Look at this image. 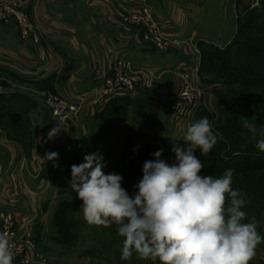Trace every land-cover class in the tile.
Segmentation results:
<instances>
[{
	"label": "rangeland",
	"instance_id": "obj_1",
	"mask_svg": "<svg viewBox=\"0 0 264 264\" xmlns=\"http://www.w3.org/2000/svg\"><path fill=\"white\" fill-rule=\"evenodd\" d=\"M149 3L152 4L153 9L154 6H159L153 5L150 1ZM186 9L187 15H172L174 24L178 29L176 31L181 34L180 37L184 42L180 45L174 44L173 47L162 51L156 49L144 37L142 27L129 21L128 17L132 11L123 12L119 17L117 26L127 33L137 35V44L141 45L143 49L146 48V54L150 55H148L149 58L157 59L158 70H161V72L166 71L164 73L153 71L158 78L155 80L154 85L148 88V91H145L157 106L154 114L148 116L144 122L150 124L158 140L161 141L169 153L174 154L171 151L173 144L187 147L186 143L180 140L183 138L187 127L200 118L207 117L213 125V131L223 137L210 151L209 156L217 154L220 156L222 153L226 154L227 151L234 149V145L242 141L248 142L247 139L258 141L256 137L264 138L261 135L264 133V71L252 79L241 77V65L238 64L233 67L226 66L215 69V65L219 63V60L208 56L206 49L210 47L209 44L211 43L224 48L235 39L238 30H240L242 17L264 14V0H197L195 4H190ZM27 15L29 14L27 13ZM158 15H156L158 19L162 18V15H159L160 18ZM1 23L14 27L21 40L26 44L27 42H34L31 37L24 36V38L22 36V30L14 21L0 20ZM91 26H93V21H86L85 27ZM95 26L103 28L107 25L104 24V21H97ZM189 37H194L195 40L201 39L206 43L204 42L203 47L198 46V44L193 45L187 40ZM262 40L256 47L261 45ZM257 50L248 51L253 53ZM121 58L126 63H130L126 57L120 55V57L94 68V77L100 82V85L102 76L106 75L113 64ZM79 70L73 62L65 61L60 75L54 76L46 83L34 84L26 83L27 80L24 77L16 78L12 74L9 75L10 71L0 73V93L13 95L15 100L8 107L11 110L9 111L10 116L0 115V127L3 128L9 139L22 145L27 156L31 154L34 147L32 128L36 130L39 128L40 134L42 128L44 131L49 129L48 123L51 120V114L46 105L47 98H66L58 92L57 87L67 84L66 79ZM130 70L136 73L141 71L134 68ZM182 73L188 75L194 86L201 90L202 97L199 101V108L203 107L205 110V112L195 114L191 120L187 115H179L178 117L172 111V105L178 101L182 84L179 75ZM78 74H81V71ZM160 75L162 77L166 75V77L161 79ZM57 77H60L59 81L56 80ZM84 85V83L69 84L66 86V90L68 92L82 90ZM98 97L95 94L91 98L86 97L83 99L80 111L70 122L65 139L55 146H50L47 153L56 152L58 158L50 161L45 160L46 163L41 159V162L44 163V172L53 177H61L65 187L60 188V192L52 198V203L49 205L46 201H37L35 197L28 201V205L31 206L30 210L37 214L34 227H32V224L30 225L31 228L25 226V229L30 230L36 251L35 259H31L29 264H151L149 261L137 259L135 255L130 260L122 261L120 257L124 238L118 235L117 226L89 225L84 220L80 208L82 201L77 197V194H69V191H71L69 182L71 180L73 158L76 156L82 159L87 154L98 152L92 147L91 142L92 137L97 132L95 116L98 110L95 106L104 105L108 101ZM34 102H38L40 105H36ZM85 104H89L87 108H85ZM12 107L16 112L12 110ZM35 108L37 109L35 110ZM139 111V114L142 115V109H139ZM19 115H24L25 119L28 120L23 122V129L20 134L14 136L10 132V126L4 123L10 124L12 118H18ZM244 118H247L249 122H254L257 126L254 139L247 129L242 126ZM175 132H177L176 136ZM42 142L43 146L49 145L45 143V138L42 139ZM197 152L200 153L199 150ZM101 155L104 157L103 153ZM104 162L106 161L104 160ZM54 165L58 166L54 167ZM142 166L143 164L136 170L119 172L123 177L122 186L128 191L129 195H134L136 191L134 185L142 178ZM103 171L105 174H110L115 172V167L110 163L104 167ZM16 199H20V201L15 204ZM59 199L60 201L57 202ZM23 200V197L5 192H2L1 195L0 191V217L13 215L16 224L24 227L26 223L23 224V215L20 213L22 211H17V208L24 204ZM62 203L61 212L63 213L66 210L65 216L72 220L70 226L60 225L62 227H59L55 223ZM41 218H44L45 224H43ZM254 220L258 224L257 231L264 236V211H261L260 217ZM256 252V256L251 260L252 263L264 264V243L258 245ZM13 264H22V259L14 257ZM156 264H159V262L157 261Z\"/></svg>",
	"mask_w": 264,
	"mask_h": 264
},
{
	"label": "clouds",
	"instance_id": "obj_2",
	"mask_svg": "<svg viewBox=\"0 0 264 264\" xmlns=\"http://www.w3.org/2000/svg\"><path fill=\"white\" fill-rule=\"evenodd\" d=\"M242 126L254 139L256 124L244 118ZM59 131L52 129L49 138ZM222 139L207 117L191 123L180 139L187 147L173 144V163L161 158L162 148L143 163L134 195L122 186L120 174H105L102 155H85L83 163L71 166L69 182L82 201L84 220L89 225L117 226L124 238L122 261L135 255L151 264H249L264 243L255 220L244 222L247 213L242 209L249 201L232 188V169L219 176L201 175L205 165L195 154L199 150L207 157ZM256 147L264 152V138ZM57 158L56 152H49L41 159ZM11 247L7 234L0 233V264H13Z\"/></svg>",
	"mask_w": 264,
	"mask_h": 264
},
{
	"label": "crops",
	"instance_id": "obj_3",
	"mask_svg": "<svg viewBox=\"0 0 264 264\" xmlns=\"http://www.w3.org/2000/svg\"><path fill=\"white\" fill-rule=\"evenodd\" d=\"M21 1L24 3L26 12L28 11L29 15L27 16L37 41L27 42V45L21 40L14 27L1 23L0 73L10 71L9 75L12 74L16 78L24 77L27 80L25 82L30 84L46 83L54 76L60 75L65 61H71L77 69H80L78 72L81 71V74L72 73L65 81L67 84L60 85L57 90L68 99L80 97L83 101L86 97L94 96L101 87L100 82L94 77V68L104 65L120 55L126 57L134 69L161 72L158 70L157 59L149 58L150 55L146 54V48L143 49L141 45L137 44V35L127 33L117 26L120 15L123 12L128 13L135 10L141 0ZM149 1L153 5H159L154 6L155 15H162V18L158 16L165 22L170 35L181 40V34L176 31L178 29L172 15H187L186 8L190 4H195L197 0ZM89 20L93 21V26L85 27L86 21ZM97 21H104L107 26L97 27L95 26ZM164 72L166 71L161 73ZM164 77L166 75L161 76V79ZM56 80L59 81L60 77H57ZM74 83H84L85 85L82 90L68 92L66 86ZM145 91H148V88H141L132 97L142 100L148 97ZM35 103L40 105L38 102ZM88 105L85 104V108ZM104 105L94 106L96 110L101 111ZM156 106L157 104L154 103L150 108H143V116L136 115L135 111H132L129 123L136 129L153 132L150 124H146L144 121L148 116L154 114ZM48 124L50 125V122ZM32 130L34 147L31 154L27 156L22 145L9 139L3 128L0 127V191L1 195L2 192H5L23 197L24 204L17 208V211H22L19 212L23 215V224H32L34 227L37 214L30 210L31 206L28 205V201L35 197L37 201H46L48 204H45L49 205L52 203V198L65 185L61 177H44V174H47L44 172V163L47 160L43 163L41 158L50 150V146L55 145L43 146L42 139L45 138L47 130L44 131L42 128L41 134L39 128L38 130L32 128ZM174 134L176 136L177 132ZM19 201L20 199H16L15 204ZM59 201L60 199L57 200V202ZM3 204L5 203L3 202ZM41 219L45 224L44 218Z\"/></svg>",
	"mask_w": 264,
	"mask_h": 264
},
{
	"label": "trees",
	"instance_id": "obj_4",
	"mask_svg": "<svg viewBox=\"0 0 264 264\" xmlns=\"http://www.w3.org/2000/svg\"><path fill=\"white\" fill-rule=\"evenodd\" d=\"M240 22V30H238L235 39L224 48H220L214 43L209 44L212 48H205L206 54L219 60L215 69L226 66L233 67L238 64L241 65V77L254 79L260 72L264 71V14L244 16ZM261 39H263L261 45L256 47ZM204 42L206 43L201 39L197 40L200 47H203ZM256 49L258 50L249 53V51ZM13 100V95L0 93V115L10 116L9 111L11 110L8 107L9 104H13ZM152 104L154 102L149 97L141 100L140 98H133L131 95L116 96L107 101L104 108L96 113L97 132L91 139L92 147L98 150L97 153L100 155L104 154L107 166L110 163L114 165L115 173L116 170L119 174L123 170L140 168L143 164L140 162L154 159L153 153L161 148L164 150L161 158L168 163L174 162L175 155L169 153L153 132L136 129L129 123L133 110L136 115H139V109L150 108ZM12 110L16 112L13 107ZM203 110V107L198 108L196 114L205 112ZM27 120L24 115H19L18 118L13 117L10 124H4L10 126L12 135L18 136L23 129V122ZM256 138L258 141L262 139V137ZM247 140L248 142L242 141L234 145V149L227 151L226 154L222 153L220 156L219 154L213 156L208 154L207 157H203L197 151L195 154L205 165L201 175L219 176L226 169L233 170L232 188L239 189L249 201L242 209L247 213L244 222H252L260 217L261 211H264V152L256 147L258 141ZM74 149L78 150L77 148ZM83 162V158L80 159L76 156L72 161L73 164L77 165ZM49 176L51 175L44 174V177ZM69 194L74 195L76 193L71 190ZM62 206L63 203L55 223L59 227H62L60 225L70 226L72 220L65 216L66 210L61 212ZM249 264L254 263L250 261Z\"/></svg>",
	"mask_w": 264,
	"mask_h": 264
},
{
	"label": "built area",
	"instance_id": "obj_5",
	"mask_svg": "<svg viewBox=\"0 0 264 264\" xmlns=\"http://www.w3.org/2000/svg\"><path fill=\"white\" fill-rule=\"evenodd\" d=\"M128 19L132 24L142 27L144 37L158 50H166L173 47L174 44L180 45L184 42L182 39L170 35L164 22L156 17L153 6L148 0H141L137 9L129 14ZM0 20L14 21L22 30L23 37L28 36L37 41V37L33 35L23 1L0 0ZM187 40L193 45H197L198 39L189 37ZM131 68V63H126L122 58L116 61L111 70L102 76L101 87L96 92L98 98L107 101L116 96H132L141 88L152 87L158 78L152 71H137L140 73H136L132 72ZM179 77L182 84L178 101L172 105V111L178 117L187 115L191 120L199 108V101L202 97L201 90L194 86L188 75L182 73ZM81 102L82 98L80 97L77 99L47 98L46 105L51 114V120L45 137L46 144H55L65 139L70 122L80 111ZM57 127L60 128V131L49 138L48 133ZM25 226L31 228L29 224L24 227L16 224L13 215L0 217V233L7 234L14 257H20L22 264H29L31 259H35L36 251L30 230L25 229Z\"/></svg>",
	"mask_w": 264,
	"mask_h": 264
}]
</instances>
